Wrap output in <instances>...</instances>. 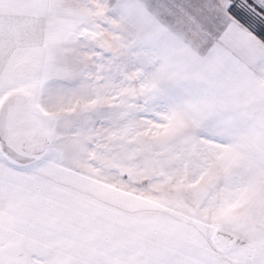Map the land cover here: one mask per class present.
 Returning <instances> with one entry per match:
<instances>
[{
  "label": "rangeland",
  "instance_id": "obj_1",
  "mask_svg": "<svg viewBox=\"0 0 264 264\" xmlns=\"http://www.w3.org/2000/svg\"><path fill=\"white\" fill-rule=\"evenodd\" d=\"M50 17L55 35L51 36L45 55L28 56L30 71L24 75L46 71L45 79L49 80L41 88L43 100L46 106L58 104L52 109L60 117L50 128V148L43 158L58 163L60 169L59 173L55 167L38 169L37 174L46 178L42 191L36 192L47 212L43 216L59 222V233L67 239L52 248L39 246L44 242L43 235H35L33 238L39 240H31L34 243L25 240L23 249L10 250L0 245V264H83L80 259L89 260V264H151L139 259H146L148 253L155 257L154 253L163 251L169 260L170 256L190 254V250L194 254L192 260L197 259L193 264H210L215 255L202 241L198 242L196 235L203 234L205 243L217 233L225 240L236 237L237 242L243 241L244 235L250 233L244 234V224L252 227L260 219L262 184L254 174L249 177L241 171L227 177L225 185L221 182L225 179L223 174L215 175L209 184L212 170L202 165L201 154L197 157L195 142L185 143L183 136L174 133L178 129L171 128L165 119L164 95L159 92L164 91V50H156L161 60L156 91L148 80L147 63L141 65L139 73L133 68V43L141 48L145 62L151 60L153 53L146 50L148 23L144 17L140 18V37L121 38L123 48L118 50L116 40L101 34L96 23H74L73 17L58 8L55 13L51 8ZM150 87L155 92L152 97ZM84 111H88L89 118L83 117ZM1 113L0 123H4L6 116ZM71 114L75 117L68 116ZM24 117L22 131L28 121ZM29 137L21 143L32 140ZM42 137L37 133L34 139L44 149L47 139ZM36 143L29 142V146ZM247 178L251 183L244 182ZM48 180L50 184L46 183ZM249 187H255L252 193L247 191ZM218 190L235 207L229 220L213 227L203 213ZM194 222L202 225L201 232ZM140 223L150 229L145 230V236L153 239L158 250L152 252L142 246L143 258H128L132 247L126 244L142 238L141 229L134 231V225L140 228ZM118 239L119 244L110 251ZM117 250L120 263L110 259V253ZM153 259V264L167 263L157 256Z\"/></svg>",
  "mask_w": 264,
  "mask_h": 264
},
{
  "label": "crops",
  "instance_id": "obj_2",
  "mask_svg": "<svg viewBox=\"0 0 264 264\" xmlns=\"http://www.w3.org/2000/svg\"><path fill=\"white\" fill-rule=\"evenodd\" d=\"M213 6V0H0V114L4 112L3 116H6L5 122L0 123L2 247L23 249L25 240H39L33 238L35 235H43L41 241L44 242L39 245L43 248L59 247L60 241L67 239L59 233V222L48 221L43 216L47 212L36 192V189L42 191L46 178L37 174L38 169L55 167L59 173V164L43 157L50 148L49 134L53 133L50 128L60 115L53 111L55 105L46 106L43 100L41 88L49 80L45 79L46 71L24 75L30 71L28 56L45 55L49 40L55 35L50 26L51 8L54 13L58 8L73 17L74 23H96L101 34L116 40V50L123 48L121 38L134 40L140 37V18L144 17L148 23L146 50H153V53L151 60L145 62L141 59V48L133 43L130 48L133 68L139 73L141 65L147 63L148 80L156 91L161 66L156 50H164L166 67L161 83L164 91L159 92L164 95L165 119L169 120L171 128L178 129L174 133L183 136L185 143L195 142L202 165L211 168V175L223 174V185L227 183V177L239 171L249 177L254 174L255 180L262 184L261 216L252 227L244 224V234L250 233L244 235L243 241L237 242L236 237L225 240L217 233L206 243L203 234L196 235L198 242L202 241L210 254L215 255L212 261L220 264H264V55L252 53L242 42L222 40L219 28L207 11ZM42 60L46 63L44 57ZM51 68L55 71L56 67ZM149 92L151 97L155 95L151 87ZM84 112L83 117L89 118L88 111ZM72 114L68 116L75 117ZM23 117L28 120L25 131L21 124ZM37 133L42 138L46 136L44 149V145L34 139ZM28 135L32 140L24 145L21 142H25ZM29 142L36 144L30 147ZM251 181L244 179V182ZM254 188L249 187L247 191L252 193ZM194 223L201 232L202 225ZM142 225L140 223V228L134 225V231L141 229L142 238L140 242L131 239L126 244L132 247L128 258L134 255L143 258L142 246L152 252L158 250L153 239L145 236V230L150 229ZM119 239L110 251L119 244ZM141 242L144 245H140ZM118 251L110 253V259L115 263L121 260ZM188 252L190 254L170 256L169 260L163 251L154 256L166 264L195 263L197 259L192 260L194 254L191 250ZM151 256L148 253L146 259L139 260L153 264L155 257ZM81 261L89 264V260Z\"/></svg>",
  "mask_w": 264,
  "mask_h": 264
},
{
  "label": "snow or ice",
  "instance_id": "obj_3",
  "mask_svg": "<svg viewBox=\"0 0 264 264\" xmlns=\"http://www.w3.org/2000/svg\"><path fill=\"white\" fill-rule=\"evenodd\" d=\"M208 9L221 39L242 42L252 53L264 55V0H213ZM216 173L209 177V184ZM209 185H205V190ZM235 205L219 190L215 199L204 209L213 227L229 220ZM210 264H220L211 261Z\"/></svg>",
  "mask_w": 264,
  "mask_h": 264
}]
</instances>
